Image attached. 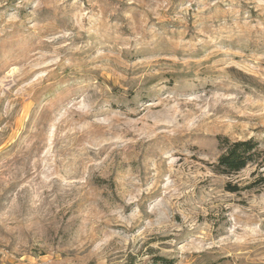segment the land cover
I'll return each mask as SVG.
<instances>
[{
    "label": "rangeland",
    "instance_id": "374dc122",
    "mask_svg": "<svg viewBox=\"0 0 264 264\" xmlns=\"http://www.w3.org/2000/svg\"><path fill=\"white\" fill-rule=\"evenodd\" d=\"M222 136L264 149V0H0V264H264Z\"/></svg>",
    "mask_w": 264,
    "mask_h": 264
},
{
    "label": "trees",
    "instance_id": "16d2710c",
    "mask_svg": "<svg viewBox=\"0 0 264 264\" xmlns=\"http://www.w3.org/2000/svg\"><path fill=\"white\" fill-rule=\"evenodd\" d=\"M220 155L213 164V170L217 174L229 175L237 173L248 164H255L257 167L264 166V149L259 141L254 138L231 140L226 136L219 137ZM253 185L239 187L238 185H226L229 192H238L243 188H251ZM166 262V261H163Z\"/></svg>",
    "mask_w": 264,
    "mask_h": 264
}]
</instances>
